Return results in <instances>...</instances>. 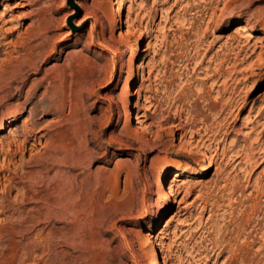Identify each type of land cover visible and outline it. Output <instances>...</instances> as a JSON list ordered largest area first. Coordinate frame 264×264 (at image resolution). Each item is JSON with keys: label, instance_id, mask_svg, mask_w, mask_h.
<instances>
[{"label": "rangeland", "instance_id": "obj_1", "mask_svg": "<svg viewBox=\"0 0 264 264\" xmlns=\"http://www.w3.org/2000/svg\"><path fill=\"white\" fill-rule=\"evenodd\" d=\"M0 12V264H264V0Z\"/></svg>", "mask_w": 264, "mask_h": 264}, {"label": "bare ground", "instance_id": "obj_2", "mask_svg": "<svg viewBox=\"0 0 264 264\" xmlns=\"http://www.w3.org/2000/svg\"><path fill=\"white\" fill-rule=\"evenodd\" d=\"M122 1V0H121ZM119 3V2H118ZM119 5H120V3H119ZM122 5V4H121ZM120 5V6H121ZM119 6V7H120ZM130 11V10H129ZM3 13V12H2ZM122 13V12H121ZM0 14H1V12H0ZM4 14V13H3ZM2 15V14H1ZM3 16V15H2ZM5 17V16H4ZM125 17V16H124ZM126 18H128V19H130L131 18V13L130 12H128V15H127V17ZM98 19H100V18H98ZM124 19V18H123ZM4 20V18H1L0 17V22H2ZM27 29V28H26ZM29 29H30V27H29ZM238 32H246V31H248V27H247V25H240L238 28ZM28 30V29H27ZM126 31V30H125ZM32 32V31H31ZM127 32H129V31H127ZM131 32V31H130ZM126 33V32H125ZM127 34V33H126ZM34 35V34H33ZM245 35V34H244ZM242 37H244V36H242ZM27 39H22V42H21V46H22V49L21 50H23L24 52H25V58H24V68H26L25 69V71L23 72L24 73V75H26L27 77H30L31 75H33L34 74V72H32V69H35L36 68V66H37V62H36V57L37 56H39V54L40 55H43L44 54V49H43V44L40 42V43H37V40H36V38H31V35H28L27 37H26ZM247 39V38H246ZM29 41V42H28ZM36 42V43H35ZM35 43V44H34ZM36 51H39L38 53H36ZM145 67L146 66H143V63H142V67H141V72H142V77L143 76H145ZM140 68V67H139ZM146 68H148L149 69V67H146ZM147 72H151L150 70L149 71H147ZM148 73V74H149ZM146 100V99H145ZM150 101H147V103H149ZM140 105V104H139ZM142 106V105H141ZM144 108H146V106H143V109ZM125 115V114H124ZM144 115V114H143ZM143 115H141L140 117H144ZM11 122V121H10ZM8 123V122H7ZM138 123L141 125V120H139L138 121ZM3 125V124H2ZM213 134V133H212ZM210 135V134H209ZM200 140V139H199ZM208 140V139H207ZM208 168H203V170H207ZM175 177L176 178H178V176H180L181 175V173H179V172H176L175 174ZM175 180V179H174ZM171 182V181H170ZM165 187H167V186H165ZM170 189H171V187H172V184L170 183V185L168 186ZM164 191H166V190H164ZM168 191V190H167ZM169 192H171V191H169ZM165 195V194H164ZM170 195H171V193H170ZM165 202V201H164ZM159 215V214H158ZM153 249V248H152ZM151 249V250H152ZM157 252H155V250L153 249L152 250V258L154 259V264H159L158 263V261H157V254H156ZM52 264V263H51Z\"/></svg>", "mask_w": 264, "mask_h": 264}]
</instances>
